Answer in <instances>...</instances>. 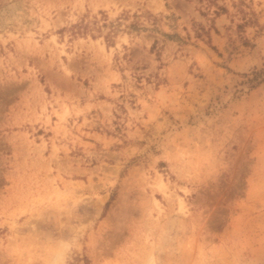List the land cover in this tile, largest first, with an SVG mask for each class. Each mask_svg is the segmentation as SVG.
Listing matches in <instances>:
<instances>
[{
    "label": "rangeland",
    "instance_id": "obj_1",
    "mask_svg": "<svg viewBox=\"0 0 264 264\" xmlns=\"http://www.w3.org/2000/svg\"><path fill=\"white\" fill-rule=\"evenodd\" d=\"M150 258L264 264V0H0V264Z\"/></svg>",
    "mask_w": 264,
    "mask_h": 264
},
{
    "label": "bare ground",
    "instance_id": "obj_2",
    "mask_svg": "<svg viewBox=\"0 0 264 264\" xmlns=\"http://www.w3.org/2000/svg\"><path fill=\"white\" fill-rule=\"evenodd\" d=\"M156 186H157L161 191H163L164 188H165L161 180H159V181L156 183ZM149 264H152L151 258L149 259Z\"/></svg>",
    "mask_w": 264,
    "mask_h": 264
}]
</instances>
